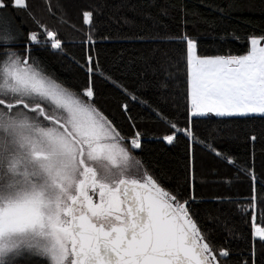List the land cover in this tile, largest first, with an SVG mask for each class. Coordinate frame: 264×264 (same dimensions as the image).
<instances>
[{"label":"snow or ice","instance_id":"obj_1","mask_svg":"<svg viewBox=\"0 0 264 264\" xmlns=\"http://www.w3.org/2000/svg\"><path fill=\"white\" fill-rule=\"evenodd\" d=\"M14 6L27 9V0ZM92 17L84 12V23L92 25ZM16 39L0 16V264L21 257L22 264L33 257L50 264H221L218 257L229 252L205 240L189 201L139 168L130 173L123 138L92 103L94 58L86 55L88 86L74 93L32 53L33 46L62 51L55 31L30 33L23 55L9 47ZM182 39L191 117L264 115V36L250 37L242 56L201 57L195 41ZM85 43H94L91 35ZM169 126V144L177 133L192 136ZM129 146L140 148L139 133ZM254 232L264 241V228Z\"/></svg>","mask_w":264,"mask_h":264},{"label":"trees","instance_id":"obj_2","mask_svg":"<svg viewBox=\"0 0 264 264\" xmlns=\"http://www.w3.org/2000/svg\"><path fill=\"white\" fill-rule=\"evenodd\" d=\"M3 2L0 16L17 35L11 50L23 55L30 33H57L62 51L33 46L32 53L69 90L88 86L86 55L94 58L92 103L158 184L189 201L205 240L229 252L221 264H264V241L254 233L264 228V115L191 117L182 39L195 41L201 57L246 55L249 38L264 36V0H27V9ZM87 11L92 25L83 21ZM170 123L192 136L177 133L167 143ZM135 133L139 149L129 146Z\"/></svg>","mask_w":264,"mask_h":264},{"label":"rangeland","instance_id":"obj_3","mask_svg":"<svg viewBox=\"0 0 264 264\" xmlns=\"http://www.w3.org/2000/svg\"><path fill=\"white\" fill-rule=\"evenodd\" d=\"M261 46H264V41H262L261 42ZM73 92V91H72ZM253 115H259V114H253ZM204 116H216L215 114H212V113H209V114H207V115H204ZM120 144L122 145V146H124L126 149H127V151H128V153H129V161H128V165H129V171H130V173L131 172H135L136 170H137V168H139V170L141 171V172H145V173H147L148 175H151L143 166H142V164L139 162V160H137L135 157H134V155L132 154V152H131V150H130V148H128L125 144H124V142L121 140L120 141ZM256 227H259V226H255L254 228H256ZM261 228V227H260ZM255 233V232H254ZM256 236V235H255ZM256 237H258V236H256ZM49 264H50V261H49Z\"/></svg>","mask_w":264,"mask_h":264}]
</instances>
